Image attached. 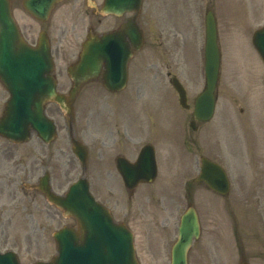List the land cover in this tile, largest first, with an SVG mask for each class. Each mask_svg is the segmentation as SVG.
<instances>
[{
  "label": "rangeland",
  "instance_id": "1",
  "mask_svg": "<svg viewBox=\"0 0 264 264\" xmlns=\"http://www.w3.org/2000/svg\"><path fill=\"white\" fill-rule=\"evenodd\" d=\"M10 1L17 24L21 29L25 28L30 37L36 39L39 31L46 30L53 48L58 89L66 91L69 79L65 69L74 58L79 41L86 34L90 18L85 14L87 8L83 0H80L81 7L73 11H65L63 7L54 9L44 23L28 15L21 6V0ZM96 1L99 3L100 0ZM180 5L185 8L183 18L169 21V6ZM209 7H214L216 11L221 51L222 77L217 102L221 114L216 118V124L229 145L219 133L215 136V145L210 140H206L205 144H210L209 152L216 153L219 159L223 158L226 151L240 157L225 160L232 175L233 170L238 174L234 163L246 165L242 170L243 177L238 174L241 179L234 178L233 190L228 199L229 208L234 211V237L221 232L228 239L226 250L221 237L218 242L222 249L207 245L201 251V238L194 241L188 253V264H237L240 256H244L249 264H264V150L262 143L255 146L252 141L254 139L259 144L260 136H264V63L251 43L254 30L264 24V0H171L170 5L167 0H144L140 24L146 36V44L139 53V83L133 86L134 90L131 89L136 97L126 98L124 92L118 98H110L106 96L107 92L99 81L91 82L82 88L74 102L71 127L55 104H47L46 112L57 125V136L50 143L44 144L35 134L31 135L28 142L19 144L0 137V172L7 168V201L3 196L0 198V251L14 250L20 264L49 260L56 254L52 233L63 225H71L73 220L64 217L40 193L30 190L29 185L35 183L44 171H48L53 190L62 194L71 182L83 175L80 163L71 151V137L77 138L88 148L87 177L91 181L92 192L97 195L99 186L96 181L102 178L101 172L114 171V157L120 153L123 142L127 143L128 149L137 147L138 152L145 142L154 141L151 132L154 115L158 116L157 121L161 125L158 130L164 133V117L158 105L162 106L164 112L172 101L167 97L160 103L157 96L169 92L167 68L172 72L181 70L186 74L190 70L195 73V68L200 71L202 63L199 46L202 43L203 15ZM109 20L105 21L110 24ZM110 27L94 26L97 32ZM198 81L196 75L195 80H190L189 87L196 88ZM7 97V91L0 83V115ZM227 103L230 105L224 110ZM237 108L242 109V114L237 112ZM183 124L184 119L179 118L177 125H172L173 136L183 135ZM154 142L161 171L160 180L154 187L165 193L170 189L179 192V175L174 178L176 183L167 179L166 175H169V170L175 164L172 172L179 171L186 162L183 176L186 173L187 177L194 176L196 149L194 147L189 150L180 142L171 145L166 138L162 143L157 140ZM181 147L184 151H178ZM6 148L7 155L3 153ZM180 153L185 154V158ZM243 154L244 158H241ZM187 177L186 180L189 179ZM115 186L114 183L113 188H118ZM189 189L192 194L195 193L194 184H190ZM107 197V203L118 220L123 219L127 213L128 223L135 232L136 252L141 264H169L168 247L174 234L172 214L176 207L181 211L185 209L187 195L182 197L181 205L170 208L169 227L164 225V221L157 223L158 229H162L160 234H165L163 230L167 233L165 248L160 250V255L148 245V238L143 235L141 225L135 220V212L122 209L116 196ZM150 200L157 199L150 197ZM208 202L206 198L204 204L208 205ZM204 207L200 209L204 211Z\"/></svg>",
  "mask_w": 264,
  "mask_h": 264
},
{
  "label": "water",
  "instance_id": "2",
  "mask_svg": "<svg viewBox=\"0 0 264 264\" xmlns=\"http://www.w3.org/2000/svg\"><path fill=\"white\" fill-rule=\"evenodd\" d=\"M55 1L23 0L22 3L32 15L44 20ZM140 2L141 0H106L103 10L115 13L123 10L136 11ZM205 24L208 87L200 103L206 102L205 114L209 115L212 108L211 91L219 66V51L214 20L209 13ZM252 42L264 61V27L254 32ZM114 45L115 49L112 48ZM117 50L126 52L118 37H105L102 40L101 36H88L82 45L79 62L68 68L72 87L68 95L59 94L55 91L54 79L49 75L51 59L45 38L40 36L36 49H29L23 44L11 16L9 0H0V80L10 93L0 118V134L11 141L21 142L29 138L30 130L33 129L42 140L50 141L55 136V126L44 114V103L53 100L66 115L71 116V103L76 92L82 83L99 76L102 56H106L105 53V86L112 90L119 89L123 79L117 78L114 72L116 65L113 56ZM72 150L84 165L85 148L73 140ZM139 159L142 161L139 160L137 167L143 168L146 163L152 175L154 158L151 148L144 147ZM149 174L150 172L147 175ZM38 187L48 201L63 209L65 215H72L78 220L79 236L70 227L56 231L54 237L58 245V255L53 262L36 264H138L133 255L130 232L123 226L114 224L107 210L93 200L85 179L80 178L73 183L64 196L50 191L47 174L40 178ZM193 235L197 236V222L194 212L189 211L182 218L181 238L173 247L171 264H186V250ZM0 264L18 262L13 253L6 252L0 254Z\"/></svg>",
  "mask_w": 264,
  "mask_h": 264
},
{
  "label": "flooded vegetation",
  "instance_id": "3",
  "mask_svg": "<svg viewBox=\"0 0 264 264\" xmlns=\"http://www.w3.org/2000/svg\"><path fill=\"white\" fill-rule=\"evenodd\" d=\"M102 1L103 0H100V4L102 3ZM84 4H85V1H84ZM167 4L170 5L171 0H167ZM58 5L67 6L70 8H77V7L80 8L82 5V2H80V0H63V1L59 2ZM86 13L87 12H85V14ZM89 13H92L93 15H100V16L96 19H93L91 17L93 15L89 14L90 18L88 19V29L93 30V27L97 26V25H102V26L111 25L110 29L103 30V31H101V33L108 32V31H119V30L123 31L125 29V24L130 23V16L127 13L121 14L120 16H116V15H112V14L111 15H105V14H98L95 9H91ZM108 18L111 19V20H109L110 24H108L105 21V20H108ZM103 19H105V20H103ZM137 23L139 25L138 18H137ZM122 39L125 41V43L127 44V47L129 49L132 48L131 39H130L128 33H125L122 36ZM32 45H33V43H32ZM127 66L128 67H127V83H126V85L130 86V85L138 84V82H139L138 81L139 80V51H133L132 50ZM166 74H167L169 80H171L173 77H177L180 81H183L184 84H185V81L189 80V77L187 76V74L181 70H178V72H176V71L172 72L170 69L167 68ZM186 91H187V89H186ZM184 116H185V114L178 113V116L173 118V119H176V118L183 119ZM165 117L168 121H170L172 119V113H171L170 109L166 113ZM193 119H194V116L191 113L190 116L188 117L190 124L192 121H194ZM194 125H195V123H194ZM203 125H204L203 122H197L195 126L197 129ZM210 131H212V128L203 130L199 137L198 136L189 137L187 135L182 136L179 134L178 136H175L174 138L179 139L180 142L187 147H190V144H188V142L191 144H196L197 150L200 152L203 150V146H201V145H203L204 135H206ZM174 132L176 133V131H174ZM184 132L187 133V131H184ZM179 133H181V132H179ZM3 153L5 155H7V148L5 149V151ZM122 153L125 154V156L127 157V159L129 161H133V153L126 154L124 150H122ZM5 159L7 160V156H5ZM211 159H213V158H211ZM129 193L131 196L134 195V191H130ZM103 196L106 197L105 201H109L108 197L105 194H103ZM1 197L3 199L7 200V168H5L4 172H0V198ZM200 205L203 206V200H200ZM214 213H215V215L212 213V215H210V216L202 215L201 221H202L203 225H210L211 233H214V236L217 239L218 235L220 233L219 228H221L224 224H226L227 219H229V217L226 214L225 210H222V212L219 210H215ZM126 218H128L127 214H126ZM230 221H231V219H230Z\"/></svg>",
  "mask_w": 264,
  "mask_h": 264
}]
</instances>
